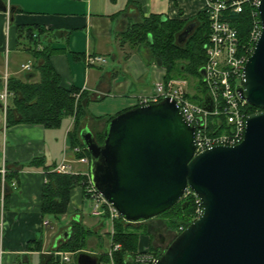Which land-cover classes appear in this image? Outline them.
<instances>
[{
    "label": "crops",
    "instance_id": "0c3cea01",
    "mask_svg": "<svg viewBox=\"0 0 264 264\" xmlns=\"http://www.w3.org/2000/svg\"><path fill=\"white\" fill-rule=\"evenodd\" d=\"M206 3L207 0H0V89L4 75L21 81L39 80L33 70L34 61L24 46L26 41L17 40L18 29L35 30L38 26L46 32L41 37L43 43H50L56 50L49 60L61 86L73 89L75 98L86 106L90 118L82 130L95 136L103 132L104 118L134 107L137 96L150 94L154 84L164 80L165 70L146 45L131 39L124 41L121 34L150 16L163 21L191 20ZM92 55L105 57L106 64L87 65L86 58ZM26 64L29 71L22 69ZM11 100L12 97L9 107ZM93 118L99 123L95 125ZM72 128L70 116L63 118L56 129L39 125L8 127L6 164L16 185L10 188L4 207L0 264H48L50 257L59 263L61 252H57V247L69 232L72 220L93 230L97 238L109 239L110 224L90 213L91 205L79 187L71 191L64 215L55 219L41 217L44 170L25 165L42 159L51 169L57 166L63 152L70 151L68 134ZM45 221L48 227L43 226Z\"/></svg>",
    "mask_w": 264,
    "mask_h": 264
},
{
    "label": "water",
    "instance_id": "95a60500",
    "mask_svg": "<svg viewBox=\"0 0 264 264\" xmlns=\"http://www.w3.org/2000/svg\"><path fill=\"white\" fill-rule=\"evenodd\" d=\"M258 13L261 35L245 63L239 92L260 111L246 118L240 144L194 155V128L170 98L113 117L102 144L89 131H80L92 186L128 223L159 216L187 189L200 198L201 217L153 264H264V0ZM193 27L179 34V43ZM200 74L204 78L203 69ZM73 259L75 264L100 262L99 255L86 251ZM131 261L128 257L124 263Z\"/></svg>",
    "mask_w": 264,
    "mask_h": 264
},
{
    "label": "trees",
    "instance_id": "16d2710c",
    "mask_svg": "<svg viewBox=\"0 0 264 264\" xmlns=\"http://www.w3.org/2000/svg\"><path fill=\"white\" fill-rule=\"evenodd\" d=\"M229 21L237 30L239 39L245 42L251 22L250 11L245 8L241 14H233ZM190 24H193V30L182 43H179L177 40L179 34ZM37 27L35 28L36 31L32 27L18 29L17 40L18 42L20 40L26 41L25 45L24 42H20V44L27 47L26 51L34 61L33 70L38 73L39 80L30 82L13 77L8 78V90L12 93V100L7 113V125L9 127L39 125L45 129H56L60 126L63 118L73 117V128L68 134L69 146L82 148L83 155L88 157V152L79 136L82 130L80 123L88 114L86 106L81 103L79 98H75L76 93L73 89L68 90L61 86V79L52 68L49 60L56 50L51 47L50 43H43L44 40L41 37L46 32ZM208 32L206 11L202 10L187 21H163L157 16L142 18L121 35H123L124 41L131 39L132 42H140L146 45L158 65L165 70L164 81L186 79L185 76L189 75L203 83L200 70L205 62L203 44L206 42ZM39 46L42 47L39 48ZM197 90L199 91L198 87ZM189 99L201 103L203 98L193 95ZM257 111L260 109L248 107L249 114ZM115 116L105 118V127ZM94 138L98 144H102L103 132L95 135ZM25 166L42 167L44 170L45 182L42 185L40 195L42 218L52 217L55 219L64 215L67 212L70 193L74 188L79 187L84 193L86 178L83 176L56 174L51 171L50 167L45 166L42 159H33ZM13 178L14 174H8L5 184L4 207L10 191L8 185ZM193 199L191 195L182 197L174 206L159 215L167 217L169 228L175 230L177 235L181 232L180 227L184 229L192 222L195 208ZM137 224L128 223L121 217L113 222L112 241L121 247L118 252L113 254L116 264H124L128 256L139 253L140 231L136 226ZM66 234L61 239L57 252L77 253L85 250L88 239L94 236L95 232L80 221L73 220L69 232ZM35 243L39 242L36 241ZM149 252L154 254L155 250L150 249ZM162 254L160 252L155 256L158 258ZM100 259L106 261V254H102ZM48 264L59 263L50 257Z\"/></svg>",
    "mask_w": 264,
    "mask_h": 264
},
{
    "label": "built area",
    "instance_id": "2783aa9c",
    "mask_svg": "<svg viewBox=\"0 0 264 264\" xmlns=\"http://www.w3.org/2000/svg\"><path fill=\"white\" fill-rule=\"evenodd\" d=\"M260 0H229L217 2L207 0L204 10L208 20V37L203 44L205 62L202 66L204 71V88L209 102L205 105L193 102L188 97L187 82L180 79L159 81L154 84L150 94L136 97L135 106H146L157 103L164 98L174 100L184 121L194 128V155L217 146L233 147L242 142L245 134V120L249 115V104L241 98L239 89L242 88L243 69L247 59L251 56L254 47L261 35V23L258 13ZM250 11L251 22L245 42L238 37V32L230 23L233 14H241L244 9ZM106 58L92 55L86 58L89 66L105 65ZM24 71H29L28 64L22 66ZM8 76L4 75L0 89V234L4 221V196L5 184L9 171L6 164V136H7V113L9 100L12 93L8 90ZM210 109H207V108ZM52 172L61 175L83 176L85 201L91 202L90 213L93 216L104 218L111 227L109 233V249L106 252L107 261L99 264H115L113 254L120 250V245L112 241L113 222L119 219L117 209L99 194L92 186L89 175V160L83 155V149L70 148L63 152L60 162ZM12 180L8 185L15 187ZM191 195L194 200L195 221L203 214V205L199 197L190 189L184 193V197ZM106 217V218H105ZM47 221L43 222L48 227ZM179 230H183L182 227ZM60 262L68 263L72 254H61ZM155 256L148 252H141L132 256L129 264H153Z\"/></svg>",
    "mask_w": 264,
    "mask_h": 264
},
{
    "label": "rangeland",
    "instance_id": "374dc122",
    "mask_svg": "<svg viewBox=\"0 0 264 264\" xmlns=\"http://www.w3.org/2000/svg\"><path fill=\"white\" fill-rule=\"evenodd\" d=\"M152 72V70H151ZM186 79H180L187 82L188 85V97L193 95L204 97L205 96V88L204 84L199 82L196 78L190 77L189 75L185 76ZM164 81V80H163ZM197 87L199 91L197 90ZM89 115L80 123V127L83 128L84 124L88 122ZM97 118H93V123L98 124ZM104 122L106 119L104 118ZM101 132H98L100 134ZM97 135V133H95ZM88 204L92 205L91 202ZM73 221V220H72ZM71 221V222H72ZM53 224H57V221H53ZM139 229L140 237H139V247L142 252H149L150 249H154L155 253L154 256L158 253H163L168 245L175 239L177 236L175 230L169 228V222L166 216H158L146 222H141L136 225ZM161 234L164 238V244H161L158 235ZM109 239L105 236L101 237L100 239L97 236H92L88 239L87 246L85 250H95L100 252H106L109 249ZM71 264L74 263V259L72 258ZM116 264V263H115Z\"/></svg>",
    "mask_w": 264,
    "mask_h": 264
},
{
    "label": "flooded vegetation",
    "instance_id": "af4514ba",
    "mask_svg": "<svg viewBox=\"0 0 264 264\" xmlns=\"http://www.w3.org/2000/svg\"><path fill=\"white\" fill-rule=\"evenodd\" d=\"M158 238H159L161 244H164V238L161 234L158 235Z\"/></svg>",
    "mask_w": 264,
    "mask_h": 264
}]
</instances>
